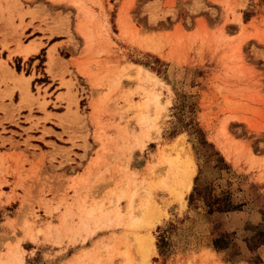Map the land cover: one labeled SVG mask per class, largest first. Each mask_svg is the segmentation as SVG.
<instances>
[{
	"label": "rangeland",
	"instance_id": "rangeland-1",
	"mask_svg": "<svg viewBox=\"0 0 264 264\" xmlns=\"http://www.w3.org/2000/svg\"><path fill=\"white\" fill-rule=\"evenodd\" d=\"M110 1L109 15L91 9L78 59H60L57 74L49 55L63 113L29 90L16 59L14 70L0 58L11 83L1 96L17 89L10 104L27 107V120L65 121L90 157L72 179L32 175L19 236L6 217L13 234H0V259L10 250L7 264H264V0ZM57 14L49 21L72 40L71 14ZM24 47L25 57L35 50Z\"/></svg>",
	"mask_w": 264,
	"mask_h": 264
},
{
	"label": "crops",
	"instance_id": "crops-1",
	"mask_svg": "<svg viewBox=\"0 0 264 264\" xmlns=\"http://www.w3.org/2000/svg\"><path fill=\"white\" fill-rule=\"evenodd\" d=\"M105 3L106 0L0 1V58L6 61L10 69H14L12 64L16 59L22 70H28L26 75L31 77L29 90L36 94L37 91L33 88L39 86V95L45 94V100L50 101L55 107L54 110L49 109V111L59 114L63 113L66 107L64 101L56 100V96L66 90L65 87H60L58 79H54L48 72L46 64L50 60V53L53 55L51 60L53 72L62 73L60 59L67 61L70 58L78 59L80 52L85 48V41L87 44L86 35L90 33L91 9L96 19L109 15ZM58 12L60 15L66 12L71 14L72 40L65 30H58L49 21L53 17L57 18ZM43 19L48 22H43ZM10 20L16 27L12 26ZM26 45H31L35 49L27 57L20 54L22 46L26 47ZM62 50L67 51V55H61ZM11 51L12 53L9 54ZM70 68L71 66H68V69ZM0 69L5 70V66H0ZM2 75H0V153L3 158L0 160V209L12 206L13 203L16 206L13 211H9L11 215H2L0 234L4 237H11L13 234L10 229L11 224L6 219L8 217L12 223H15V237H18L16 232L20 231L21 224L17 210L21 196L29 193V189L33 186L30 180L32 175L38 170L39 176L49 173L58 175L57 177L62 179H72L86 170L90 157L89 151L80 147L82 141H76L75 144L71 142L69 133L71 128L65 121L59 122L57 118L52 117L45 123H36L34 119L27 120L29 116L27 107L14 110L10 100L14 104L18 103L19 91L14 89L9 96H1L10 92L11 87V83L3 80ZM68 76L66 73L65 78L68 79ZM31 115L44 116L43 113L35 112ZM84 154L85 158L82 156ZM16 220L17 222H13ZM23 241L25 238L21 239L20 244ZM7 259L1 258L0 261L6 263Z\"/></svg>",
	"mask_w": 264,
	"mask_h": 264
},
{
	"label": "bare ground",
	"instance_id": "bare-ground-1",
	"mask_svg": "<svg viewBox=\"0 0 264 264\" xmlns=\"http://www.w3.org/2000/svg\"><path fill=\"white\" fill-rule=\"evenodd\" d=\"M26 50H29L28 47H25L24 51H26ZM139 71H140V74H142L144 72H145V74H150V72L146 68H144L143 66H139ZM191 182H192V180H191ZM88 216H92V214L88 213ZM11 254L12 253L9 251L6 255V258H9L11 256ZM0 264H6V263H3L2 261H0ZM11 264H22V262L18 259L16 261L11 262Z\"/></svg>",
	"mask_w": 264,
	"mask_h": 264
},
{
	"label": "trees",
	"instance_id": "trees-1",
	"mask_svg": "<svg viewBox=\"0 0 264 264\" xmlns=\"http://www.w3.org/2000/svg\"><path fill=\"white\" fill-rule=\"evenodd\" d=\"M221 159H222V161H224L223 158H221ZM231 208H232V207L229 206V207H227V208H219L218 210H224V211H227V210H230Z\"/></svg>",
	"mask_w": 264,
	"mask_h": 264
}]
</instances>
